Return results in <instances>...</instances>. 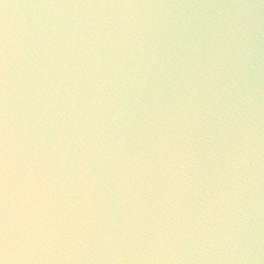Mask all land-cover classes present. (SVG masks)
Returning <instances> with one entry per match:
<instances>
[{"label":"clouds","instance_id":"obj_1","mask_svg":"<svg viewBox=\"0 0 264 264\" xmlns=\"http://www.w3.org/2000/svg\"><path fill=\"white\" fill-rule=\"evenodd\" d=\"M0 264H264V0H0Z\"/></svg>","mask_w":264,"mask_h":264}]
</instances>
